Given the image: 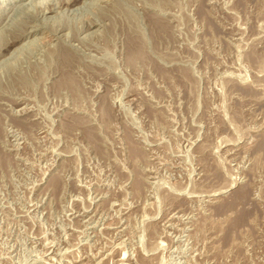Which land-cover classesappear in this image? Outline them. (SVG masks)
I'll use <instances>...</instances> for the list:
<instances>
[{"label":"rangeland","instance_id":"rangeland-1","mask_svg":"<svg viewBox=\"0 0 264 264\" xmlns=\"http://www.w3.org/2000/svg\"><path fill=\"white\" fill-rule=\"evenodd\" d=\"M0 264H264V0H0Z\"/></svg>","mask_w":264,"mask_h":264},{"label":"bare ground","instance_id":"bare-ground-1","mask_svg":"<svg viewBox=\"0 0 264 264\" xmlns=\"http://www.w3.org/2000/svg\"><path fill=\"white\" fill-rule=\"evenodd\" d=\"M30 23V22H29ZM26 42V41H25ZM61 51V50H60ZM63 51V52H62ZM61 52H62V54H60V58H59V60H60V64H62L63 65V68H65L64 66H69L68 64L70 63V56L69 55H67L68 54V52H67V50L65 51V50H62ZM64 51L65 52H67V53H64ZM59 54V53H58ZM45 67V66H44ZM67 76H64L63 77V79H62V82H63V80L66 78ZM65 81V80H64ZM61 82V83H62ZM64 83V82H63ZM65 84V83H64Z\"/></svg>","mask_w":264,"mask_h":264}]
</instances>
